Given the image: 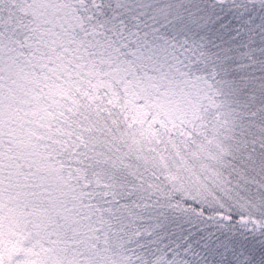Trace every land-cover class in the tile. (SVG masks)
<instances>
[{
	"label": "snow or ice",
	"instance_id": "snow-or-ice-1",
	"mask_svg": "<svg viewBox=\"0 0 264 264\" xmlns=\"http://www.w3.org/2000/svg\"><path fill=\"white\" fill-rule=\"evenodd\" d=\"M0 264H264V0H0Z\"/></svg>",
	"mask_w": 264,
	"mask_h": 264
}]
</instances>
